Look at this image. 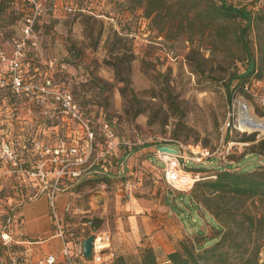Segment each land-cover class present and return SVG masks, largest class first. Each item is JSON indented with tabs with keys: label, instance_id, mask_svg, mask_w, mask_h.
I'll list each match as a JSON object with an SVG mask.
<instances>
[{
	"label": "rangeland",
	"instance_id": "obj_1",
	"mask_svg": "<svg viewBox=\"0 0 264 264\" xmlns=\"http://www.w3.org/2000/svg\"><path fill=\"white\" fill-rule=\"evenodd\" d=\"M219 1L37 0L39 14L26 0H0V51L10 58L25 40L26 83L12 88L0 57V148L8 144L15 156L9 163L0 158V264L37 246L22 242L21 212L41 195L34 187L39 181L48 189L58 181L62 206L71 201L77 210L65 217L69 235L81 232L84 217H102L100 229L112 236L114 259L124 256L128 264H138L150 247L149 230L158 219L172 227L169 242L159 243L155 252L160 264L186 237L218 234L216 220L191 196L195 185L184 192L166 183L155 145L206 150L201 162L189 163L200 180L215 178L224 167L264 166V130L241 127L239 104L260 119L264 105L234 88L235 77L254 58L256 70L247 79L264 93V0H226L256 6L260 18L246 29L247 47L240 37L246 23L211 10ZM57 92L71 93L94 133L92 144L87 131L61 112ZM105 122L119 141L110 152L102 135ZM70 131L81 137L73 144L80 156L67 152ZM253 135V141H244ZM63 140L67 146L57 157L52 148ZM125 180L132 184L128 192L121 188ZM225 202L264 217L263 197L229 195ZM183 225L191 234L180 240ZM4 232L12 238L8 245ZM46 241L47 248L52 242L60 250L59 239ZM261 242L264 264V237Z\"/></svg>",
	"mask_w": 264,
	"mask_h": 264
},
{
	"label": "trees",
	"instance_id": "obj_2",
	"mask_svg": "<svg viewBox=\"0 0 264 264\" xmlns=\"http://www.w3.org/2000/svg\"><path fill=\"white\" fill-rule=\"evenodd\" d=\"M210 6L211 10L225 18H239L246 23L240 37L247 47L246 29L260 18L255 14L256 6L226 0ZM255 70V60L252 58L249 68L235 77L239 79L234 86L235 90L240 89L251 95L245 86L251 83L247 78ZM254 137H247L244 141H253ZM229 195L236 198H264V166L257 164L256 168L239 170L224 167L216 173L215 178L200 180L195 184L191 196L198 205L202 203L204 209L216 220L218 234L208 237L203 232L181 240L179 246L168 254L167 259L171 264H260L264 217L229 206L225 202ZM107 264H128V261L124 256H118ZM138 264L160 263L154 249L146 247L142 250Z\"/></svg>",
	"mask_w": 264,
	"mask_h": 264
},
{
	"label": "built area",
	"instance_id": "obj_3",
	"mask_svg": "<svg viewBox=\"0 0 264 264\" xmlns=\"http://www.w3.org/2000/svg\"><path fill=\"white\" fill-rule=\"evenodd\" d=\"M28 1L37 13H41V4L37 0H26ZM28 24L26 25L25 32L27 37H29L32 31L31 23L32 18H28ZM25 40L17 45L14 54L7 58L5 54L0 51V57L2 62L8 68L9 82L12 88L20 90L21 88H26V83L23 78V63L22 48L24 47ZM1 64V62H0ZM252 84H247L245 89L251 96H254L260 100L264 105V93L259 94ZM55 100L58 101L60 105L61 112L68 116L73 122H78L89 134L88 143L92 144L93 141V131L91 130L88 121H86L82 114L79 112L71 93L69 92H57L55 95ZM102 135L105 139V145L107 152L117 149L119 141L116 140L115 130L111 125L105 122L102 126ZM152 139V137H150ZM69 144V143H68ZM155 155L156 158L164 165V180L173 189L178 191L188 192L190 191L197 181L202 179L201 173L196 171L194 168L189 167L191 161L195 163L201 162L204 157L208 155V152L203 149L197 150L191 148L190 150L185 149L181 144H177L176 147H170L176 149L178 152H168L160 149L161 146H167L166 143H159ZM65 146H67L66 140L61 141L59 147H53L52 151L58 157L59 154L64 151ZM67 152L72 156H80V151L77 146L70 144L67 146ZM0 158L6 162H12L15 159L14 152L8 144H3L0 148ZM76 160V159H75ZM15 162V161H14ZM74 163V162H73ZM68 164H71L69 162ZM43 169L40 170V174H43ZM77 174V172H74ZM46 191L48 186L43 184ZM126 192L132 189V184L130 180H125L121 186ZM59 182L56 181L51 189H48L47 196L49 199V204L51 207V215L56 228V235L61 237L63 240V247L61 250L63 263L64 264H107L114 259V253L112 251V236L108 231L103 229H92L87 223L81 220L82 227L86 226L88 229L81 228V232L77 236L69 235V232L65 226V220L58 212L56 205L57 196L61 191ZM64 212L66 215L77 213V210L73 208L71 201H68L64 206ZM89 235L94 236L93 247L91 251V256L87 257L84 251V240ZM2 240L5 245L11 243L12 238L8 232L2 233ZM60 260L54 253H47L45 255H40L36 259L32 260L30 255L24 256H10V264H59Z\"/></svg>",
	"mask_w": 264,
	"mask_h": 264
},
{
	"label": "crops",
	"instance_id": "obj_4",
	"mask_svg": "<svg viewBox=\"0 0 264 264\" xmlns=\"http://www.w3.org/2000/svg\"><path fill=\"white\" fill-rule=\"evenodd\" d=\"M12 53H13V50L11 51V53H8V54L12 55ZM41 121L44 123L43 120H41ZM38 123H40L39 120H38ZM67 124L69 126L71 125L70 122H67ZM70 132L71 133L69 136L70 137L69 138V140H70L69 144H74L75 142L79 141L78 139L81 137L78 136V134L76 132H72V131H70ZM155 146L157 148L160 145H155ZM34 185H35L34 186L35 189H37L39 192L38 194L41 193V195L31 197L28 202L23 204V208H22V212H21L22 222H23L21 233H22L24 239L22 240V242L27 244V245L28 244L29 245L37 244V246H28L29 249L27 250V254L30 255L32 260L36 259L40 255H45L47 253H54V254H56L58 259L60 260L59 264H64L62 262L63 258H62V254H61V250L63 247V240L61 237L56 235V228H55V224L53 222V218L51 215L52 211H51V208L49 205L48 196L42 194L45 192V191L43 192L45 187L40 181ZM59 195L57 196L56 205L58 208V212L60 213V215L65 220L66 214L64 212V206H65L66 202L62 206V201L59 199ZM46 204H47V207H46ZM47 216L50 217L49 224H48V219L46 218ZM163 220L164 219H158L160 224L157 226L151 227L149 230L150 231L149 234L151 235L152 241H153L151 243L150 247L155 249L154 251L156 253H157V248L160 247L159 243L169 242L168 237H170L169 233H171V229H172L171 224H169V222H167L165 224V226L161 225L162 224L161 221H163ZM44 222L46 224H44ZM66 225H68V223L65 221V226ZM83 228L88 229V227H86V226H84ZM185 234L189 235L191 233L183 225L182 234H181V236H178L179 239L181 240L182 235H185ZM40 236H48L46 239H48L49 241L53 240L55 238L59 239L60 250L56 251V248L54 247L52 242L50 244L51 246H49L50 248H47V246L44 245L47 242L46 239H41ZM40 245H44L45 248L44 247L41 248ZM34 248H37L38 251L36 252L35 250H33ZM172 248H174V247H172ZM175 249H172L170 252L174 251ZM164 263L170 264V261L166 258L164 260Z\"/></svg>",
	"mask_w": 264,
	"mask_h": 264
},
{
	"label": "bare ground",
	"instance_id": "obj_5",
	"mask_svg": "<svg viewBox=\"0 0 264 264\" xmlns=\"http://www.w3.org/2000/svg\"><path fill=\"white\" fill-rule=\"evenodd\" d=\"M239 114L242 128L247 130H264V119H260L255 116L251 108L246 104H239Z\"/></svg>",
	"mask_w": 264,
	"mask_h": 264
},
{
	"label": "water",
	"instance_id": "obj_6",
	"mask_svg": "<svg viewBox=\"0 0 264 264\" xmlns=\"http://www.w3.org/2000/svg\"><path fill=\"white\" fill-rule=\"evenodd\" d=\"M160 149L163 151H168V152H173V153L178 152L176 149L169 148L168 146H161ZM83 221L85 223H87L92 229H100L103 222H104V219L102 217H98V216H94V217H87L86 216L83 218ZM93 240H94L93 235H89L84 240V251H85V255L87 257L91 256V251H92V247H93Z\"/></svg>",
	"mask_w": 264,
	"mask_h": 264
}]
</instances>
